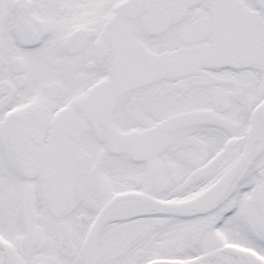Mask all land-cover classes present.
<instances>
[{
    "label": "snow or ice",
    "instance_id": "obj_1",
    "mask_svg": "<svg viewBox=\"0 0 264 264\" xmlns=\"http://www.w3.org/2000/svg\"><path fill=\"white\" fill-rule=\"evenodd\" d=\"M0 264H264V0H0Z\"/></svg>",
    "mask_w": 264,
    "mask_h": 264
}]
</instances>
